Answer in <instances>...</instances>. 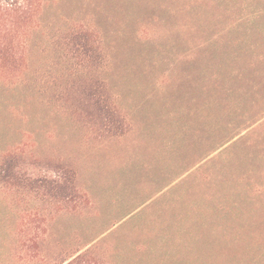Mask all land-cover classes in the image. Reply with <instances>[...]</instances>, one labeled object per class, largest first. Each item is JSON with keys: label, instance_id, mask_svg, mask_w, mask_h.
Masks as SVG:
<instances>
[{"label": "rangeland", "instance_id": "1", "mask_svg": "<svg viewBox=\"0 0 264 264\" xmlns=\"http://www.w3.org/2000/svg\"><path fill=\"white\" fill-rule=\"evenodd\" d=\"M60 14L94 23L107 57L67 78L36 46L25 81H0V167L16 158L0 264H264V0H60L45 19ZM66 173L62 201L17 180Z\"/></svg>", "mask_w": 264, "mask_h": 264}, {"label": "trees", "instance_id": "2", "mask_svg": "<svg viewBox=\"0 0 264 264\" xmlns=\"http://www.w3.org/2000/svg\"><path fill=\"white\" fill-rule=\"evenodd\" d=\"M59 3L60 0H0V81L9 85L25 81L31 70L30 49L36 46L40 47L44 56L52 58L53 64L60 66L64 77L74 78L77 75L86 78L97 73L102 60L107 57L99 30L90 21L71 20L61 14L46 20V11ZM50 69L52 67L44 73H52ZM83 85L82 93L87 96L88 105L97 108L100 114L103 113L102 117H107L106 120L116 121L114 113L109 114L111 112L98 96L100 93L95 91L100 92L102 86L98 83ZM15 159L11 154L3 161L0 180H4L2 177L5 176L14 180ZM2 172L6 175L2 176ZM17 180L18 184L27 187L39 185L48 188L61 201L71 198L75 191L69 173L63 176V180L55 182H47L43 178L22 180L17 177Z\"/></svg>", "mask_w": 264, "mask_h": 264}]
</instances>
